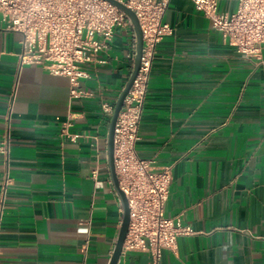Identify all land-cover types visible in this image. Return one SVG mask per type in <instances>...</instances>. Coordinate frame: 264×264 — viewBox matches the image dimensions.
Wrapping results in <instances>:
<instances>
[{"label": "crops", "instance_id": "1", "mask_svg": "<svg viewBox=\"0 0 264 264\" xmlns=\"http://www.w3.org/2000/svg\"><path fill=\"white\" fill-rule=\"evenodd\" d=\"M238 1L218 0L219 12ZM164 20L173 32L156 49L136 148L155 170L171 167L164 215L194 233L159 264H264V44L244 56L193 0H168ZM20 39L0 15V141L10 133L9 160L0 153V264H109L123 210L100 103H116L132 72L131 28L116 31L106 63L86 65L81 85L94 95L81 99L70 98L68 77L21 65ZM149 261L148 251L123 248L117 264Z\"/></svg>", "mask_w": 264, "mask_h": 264}, {"label": "built area", "instance_id": "2", "mask_svg": "<svg viewBox=\"0 0 264 264\" xmlns=\"http://www.w3.org/2000/svg\"><path fill=\"white\" fill-rule=\"evenodd\" d=\"M134 11L143 34L138 74L117 117L114 131V163L121 189L129 204L130 222L123 248L148 251V264H159L164 249L176 250L178 237L194 233L181 218H168L164 207L170 194L171 167L155 170L149 159L137 152L139 125L156 49L173 27L164 20L168 0H116ZM211 26L244 56L256 55L264 44V0H239L233 13L218 10V0H193ZM0 15L6 29L21 34L18 58L21 65L38 64L70 81V98H90L94 93L81 85L91 78L86 65L107 62L103 56L118 29L131 28L132 57L137 38L125 12L108 0H0ZM101 111L112 116L115 102L102 100ZM71 123L63 126L68 133ZM0 153L10 154L9 127L0 141ZM98 169L92 171L97 179ZM9 181L8 172L5 184ZM86 232L89 228L85 227Z\"/></svg>", "mask_w": 264, "mask_h": 264}, {"label": "water", "instance_id": "3", "mask_svg": "<svg viewBox=\"0 0 264 264\" xmlns=\"http://www.w3.org/2000/svg\"><path fill=\"white\" fill-rule=\"evenodd\" d=\"M108 1H110L111 3L116 5L119 9H121L123 12H125L127 14V16L130 18V20L133 24L134 31H135L136 38H137L136 56L134 59L133 69H132V72H131L124 88L122 89L121 93L119 94V96L116 100L114 112H113V115L111 116V119H110L109 133H108V162H109L110 175H111L112 183H113V185H114V187H115V189L119 195L121 205H122V210H123V217H122V223H121L120 230H119V235H118V238L116 241V245H115L113 254H112L110 262H109V264H117L119 259H120V256H121L124 241L126 238V234L128 232V228H129L130 212H129L128 199L126 197V194L124 193V191L121 189V187L119 185L118 177H117L116 170H115L114 131H115L116 120H117V117H118V115L122 109L124 99H125L128 91H129L130 87L132 86V83H133L135 77L138 74V70H139L140 62H141V56H142L143 34H142V29H141L139 20H138L136 14L134 13V11L132 9H130L126 5L120 3L116 0H108Z\"/></svg>", "mask_w": 264, "mask_h": 264}]
</instances>
